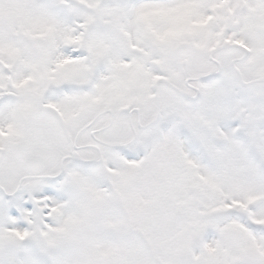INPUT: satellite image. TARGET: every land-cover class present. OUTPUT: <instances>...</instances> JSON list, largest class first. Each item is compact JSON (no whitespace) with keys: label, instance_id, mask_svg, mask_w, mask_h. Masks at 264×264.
<instances>
[{"label":"snow or ice","instance_id":"snow-or-ice-1","mask_svg":"<svg viewBox=\"0 0 264 264\" xmlns=\"http://www.w3.org/2000/svg\"><path fill=\"white\" fill-rule=\"evenodd\" d=\"M0 264H264V0H0Z\"/></svg>","mask_w":264,"mask_h":264}]
</instances>
